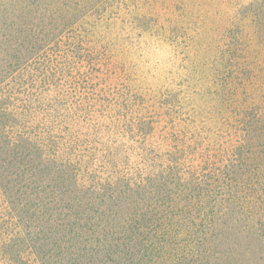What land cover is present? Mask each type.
I'll use <instances>...</instances> for the list:
<instances>
[{"label":"trees","instance_id":"16d2710c","mask_svg":"<svg viewBox=\"0 0 264 264\" xmlns=\"http://www.w3.org/2000/svg\"><path fill=\"white\" fill-rule=\"evenodd\" d=\"M179 3L0 0V264H264V0Z\"/></svg>","mask_w":264,"mask_h":264},{"label":"rangeland","instance_id":"374dc122","mask_svg":"<svg viewBox=\"0 0 264 264\" xmlns=\"http://www.w3.org/2000/svg\"><path fill=\"white\" fill-rule=\"evenodd\" d=\"M179 1L180 3L178 5L186 8V12L180 14L178 13L179 15H177L176 23H182V16H184V18L186 19V16L191 14L187 11V9L190 8V3H192V0ZM198 1L200 0H195V3L199 6ZM209 8V3L203 2L197 9H200L199 11L207 12ZM197 9L195 11H197ZM231 10L232 9L230 8V5H225V3L223 8L222 6L220 7V13L218 17L223 18V20L221 21L223 22L222 25L224 26V28H227L230 25L227 21V16L231 13ZM172 14H174V11L171 12V15ZM209 18L207 22H214L213 19ZM145 28V32L141 37V41L143 43L140 44L141 49H139V51L135 49H128L125 44L122 43V40L118 42L116 48H119L120 50V60L126 63L128 62V60H135L137 62L142 61V64H144V66L140 69L144 73L142 80L147 79L151 81L152 79H154L155 82H161V80L166 76H168L169 81L171 79L176 81V79L185 78L188 73H186V68L182 67L184 64L182 60L184 53L181 52L183 46H175L174 44H172V39H170L169 34L162 30L160 27ZM137 41L138 40L134 42L138 44ZM141 41L138 42L140 43ZM178 41H181V38H179ZM192 57H194V55H192ZM197 59L199 61L198 57ZM171 84L172 88L176 87L174 82L171 81Z\"/></svg>","mask_w":264,"mask_h":264}]
</instances>
